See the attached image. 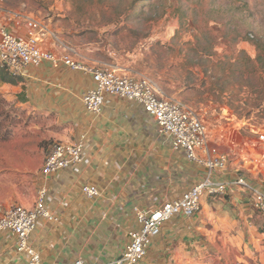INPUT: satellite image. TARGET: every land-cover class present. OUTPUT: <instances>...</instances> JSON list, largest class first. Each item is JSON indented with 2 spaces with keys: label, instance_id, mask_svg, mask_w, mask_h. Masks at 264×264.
I'll list each match as a JSON object with an SVG mask.
<instances>
[{
  "label": "rangeland",
  "instance_id": "obj_1",
  "mask_svg": "<svg viewBox=\"0 0 264 264\" xmlns=\"http://www.w3.org/2000/svg\"><path fill=\"white\" fill-rule=\"evenodd\" d=\"M0 5L5 12L12 9L50 21L74 42L94 44L95 56L109 65L141 71L162 94L197 112L210 130L225 125L229 140L236 143L230 170L240 162L246 138L260 141L263 93L242 90L239 98L248 100L243 111L235 108L242 102H231L236 99L234 82L245 80L253 66L264 69L258 61L264 49L254 43L264 40V0H1ZM221 55L231 64L228 85L205 74L211 67L220 73ZM236 67L243 73L233 72ZM261 73L264 77V70ZM24 83L0 66V216L11 206L35 204L46 184L41 168L47 150L64 127L54 111L39 108L31 98L28 103L22 99ZM256 83L257 77L248 81ZM239 173L264 185V178L255 173ZM218 209L201 229L188 230L183 242L175 240L149 253L143 264H264V223L257 230L262 236L254 237L250 218L247 221L224 204Z\"/></svg>",
  "mask_w": 264,
  "mask_h": 264
},
{
  "label": "crops",
  "instance_id": "obj_2",
  "mask_svg": "<svg viewBox=\"0 0 264 264\" xmlns=\"http://www.w3.org/2000/svg\"><path fill=\"white\" fill-rule=\"evenodd\" d=\"M7 11L0 19L12 31L25 33L28 18H35L57 31L60 40L73 46L79 60L93 66L107 63L95 56L97 47L94 44L68 39L50 21L17 10ZM119 67L125 74L145 75L125 66ZM16 77L26 82L21 94L24 101L28 103L32 99L39 108L54 111L57 120L64 123L53 142H74L81 134L87 135L86 161L45 180L49 188L46 205L58 221L39 218L31 235V244L40 253L41 264H73L79 258L87 264L114 262L122 255L129 231L139 227L135 207L157 208L181 197L206 177V168L190 161L184 150H175L158 132L155 118L140 104L107 94L100 115L88 112L81 97L96 86L91 74L63 64L44 62L39 67L27 68ZM233 118L227 117L228 120ZM224 126L218 124L209 129V140L211 145L227 153L230 161L236 143L229 140L230 130H224ZM230 127L233 128L230 125L227 128ZM239 127L237 123L235 128ZM237 129L232 132L239 131ZM260 141L246 138L245 144L240 146L241 159L235 163L236 168L230 170L228 162L226 170L215 175L216 179L233 178L240 170L264 178V147L261 144L264 140ZM85 184L96 185L101 195L86 198L82 193ZM255 184L264 189L259 182ZM220 204L232 208L247 221L250 218L247 223L254 237L262 234L264 237V231L262 234L257 231L263 226L264 215L253 214L255 209L248 193L232 188L225 196L205 197L202 210L192 218L173 217L153 240L149 253L158 252L175 240L183 242V234L201 229V223L216 216ZM195 222L198 225L194 226ZM0 264H27V255L17 251L16 237L9 231L0 233Z\"/></svg>",
  "mask_w": 264,
  "mask_h": 264
},
{
  "label": "built area",
  "instance_id": "obj_3",
  "mask_svg": "<svg viewBox=\"0 0 264 264\" xmlns=\"http://www.w3.org/2000/svg\"><path fill=\"white\" fill-rule=\"evenodd\" d=\"M4 11V7L0 5V15ZM27 22V30L20 34L12 31L0 19L1 67L13 76H19L29 67H39L44 62H51L91 74L96 86L81 97L88 112L100 115L107 94L134 101L155 118L158 132L175 150H184L190 161L207 170L206 177L181 197L166 201L153 209L135 207L139 227L129 231L122 255L107 264H143L153 240L162 233L163 226L168 221L177 215L194 217L202 210L205 197L225 196L232 188L248 193L254 209L264 215V189L246 175L238 173L233 178L216 179V174L226 170L229 156L218 146L210 144L208 125L185 102L162 94L156 83L146 75L125 74L118 66H93L79 60L76 58V49L60 40L49 25L35 18H28ZM259 137L264 140V133H260ZM86 141L87 135L81 134L74 142L51 143L41 175L48 178L58 171L81 166L86 161ZM48 193V186L43 184L32 207L14 205L0 216V233L9 231L16 237V249L27 255V264H41L40 253L31 244V235L38 219L58 221V217L46 205ZM82 193L88 199L101 195L100 189L93 184H85ZM73 264L87 263L79 258Z\"/></svg>",
  "mask_w": 264,
  "mask_h": 264
},
{
  "label": "trees",
  "instance_id": "obj_4",
  "mask_svg": "<svg viewBox=\"0 0 264 264\" xmlns=\"http://www.w3.org/2000/svg\"><path fill=\"white\" fill-rule=\"evenodd\" d=\"M254 43L257 45L259 50L264 49V40H261V39L256 40ZM217 58H219V60H218L219 65H217V67L220 68V73L215 74L214 69L211 67V68H208L206 70L205 74L209 78H215V79H217V81H222L224 85H228V77L231 73L230 72L231 64L227 61L229 59H227L226 55H221L220 57L218 56ZM258 58H260V60H258V61L261 62L262 68H264V57L259 56ZM234 62H236V60ZM232 64H234V63H232ZM262 70H264V69L259 70V69H256L255 66H253L249 71H247L248 74L243 76V79H245V80H241L239 82L238 81L234 82L235 83L234 87H235V92H236V95H235L236 99L232 100L234 102H231L232 103L231 105H234V103H237V102H242V106H235V108L237 110L243 111V110H246L248 107V103H247L248 100L244 99V98H239V96H238L240 93L243 92L242 90L248 89L247 92L246 91L244 92L246 94H249V93L261 94V93H263V95H264V77L262 76L263 74L261 73ZM233 72H238L239 74L243 73L242 70L240 68H237V67L233 70ZM254 77H257L258 83L253 84V85L248 84V81H250V79H252ZM203 86H205V85L203 84Z\"/></svg>",
  "mask_w": 264,
  "mask_h": 264
}]
</instances>
